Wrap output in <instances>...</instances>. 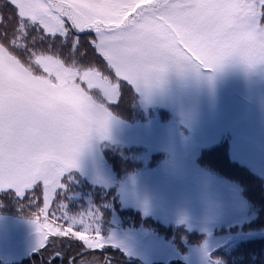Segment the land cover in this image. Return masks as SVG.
Returning <instances> with one entry per match:
<instances>
[{
  "label": "snow or ice",
  "instance_id": "obj_1",
  "mask_svg": "<svg viewBox=\"0 0 264 264\" xmlns=\"http://www.w3.org/2000/svg\"><path fill=\"white\" fill-rule=\"evenodd\" d=\"M229 62L264 65V0H0V194L38 207L49 264H111L99 211L50 204L107 138L122 85L146 100L169 72L211 81Z\"/></svg>",
  "mask_w": 264,
  "mask_h": 264
},
{
  "label": "rangeland",
  "instance_id": "obj_2",
  "mask_svg": "<svg viewBox=\"0 0 264 264\" xmlns=\"http://www.w3.org/2000/svg\"><path fill=\"white\" fill-rule=\"evenodd\" d=\"M211 75L209 81L192 73L169 72L151 90L148 99L136 94L146 118L149 109H156V116L132 126L128 120L115 116L107 138L92 140L80 154L77 167L71 170L93 186L105 191L114 189L120 208L131 209L129 215L125 214V227L117 225L113 217L109 221L112 225L107 226L110 231L103 234L112 237L114 248L141 264H172L178 260L209 264L207 254L226 248L232 241L264 244V229L250 227V233L242 226L253 216L245 214L248 207L242 192L239 193L241 188H235L229 177L222 186L217 184L194 161L200 157L202 163L223 176L232 173L233 167L228 165L232 161L240 169L250 170L248 185L264 191V65L248 69L229 62L222 71ZM125 87L135 96L134 90L126 84ZM103 141L142 147L146 152L144 162L156 165L140 176L117 182L100 154ZM217 144L222 146L216 149ZM203 148L215 149L199 156ZM225 148L227 157H223ZM212 152V158L205 157ZM88 200L84 203L87 211L95 210ZM149 220L159 225L160 233L167 238L165 230L185 229H178L176 234H180L175 236L174 243L152 231ZM40 221L43 223L44 219ZM184 231L196 232L198 237L184 236ZM200 236H205L204 240ZM252 247L253 243L248 248ZM38 248L33 224L0 217L1 262L12 264L21 260L20 264H28L23 259ZM247 253L245 250L239 264H250L245 258Z\"/></svg>",
  "mask_w": 264,
  "mask_h": 264
},
{
  "label": "trees",
  "instance_id": "obj_3",
  "mask_svg": "<svg viewBox=\"0 0 264 264\" xmlns=\"http://www.w3.org/2000/svg\"><path fill=\"white\" fill-rule=\"evenodd\" d=\"M122 89L123 99L119 105L111 106L114 109H110L114 111L116 117L121 118L124 121L128 120L132 126L144 124L147 119L151 120L156 116V109H149L146 112L148 114L146 118L144 110L140 107L139 99L136 96L134 98V94L129 91L125 85H122ZM159 111L160 110H158V112ZM168 120L170 121L172 118L169 117ZM221 146L222 144H217L214 147L219 149ZM215 148H203L200 150L199 156ZM99 151L106 164L111 168L115 178H117V182H121L125 178L133 175L140 176L151 170L153 166L156 165L155 162L152 166H150L151 163L148 164L147 162H144L146 152L142 147H123L119 144L103 141L100 144ZM212 156L213 152L209 155H205L206 158H212ZM223 157H227L226 148L223 152ZM194 161L202 168V170L204 169L210 173L211 177L217 182V184L222 186L224 182L226 183L228 180L227 177H229L230 183H232L235 188H241V190L239 189V193L242 192L241 196L246 199V205L248 207V211L245 214L253 216L250 221L245 222L242 225L246 228V232L253 233V230L260 231L264 229V191H258L256 187L248 185V182L252 177V173L249 169H240L237 164L234 165V162L230 161L228 165H232V173H228L224 175V177L218 170L202 163L200 161V157ZM214 162L217 163L218 161ZM157 164H159V162ZM70 175L71 179L67 181V188L60 197L56 196L53 198V202L50 204V210L55 211L56 215H61V212L58 210V204L62 199L66 205V210L70 214L83 213L87 211V206H85L84 203L89 199L88 201L91 207H93L96 211H99L101 214L100 221L102 222V225L100 226V230L102 233H108L110 231L107 229V226L112 225L109 221L111 219L113 220V217L117 220V225H120L122 228L125 227L124 223L127 219L125 214L129 215L131 209L120 208L114 189H110L108 192L100 187L91 185L85 178L79 176L76 172H70ZM90 200H93L94 202H91ZM106 205H108V207H106ZM39 206H42V203ZM33 212H38V207H23L15 197L8 194H0V217H12L23 221H29V216ZM41 219H43V217H40V220ZM50 219L51 216H49V220ZM59 223H61V221H59ZM141 223L143 224V222ZM147 224H149L148 227L152 231L156 232L157 235L163 237L164 239L171 240L174 243H176L175 236L180 234V232L176 234L178 229L179 231L185 229L184 227H179L173 232L171 229L165 230V234H168L167 238L164 234L160 233L161 227L159 225L153 224L150 220ZM181 234L184 236L191 234L194 238V234H196L198 237L196 232L187 233L184 231ZM204 238L205 236H200V240H204ZM252 243L253 247L248 248ZM65 246L67 247V245ZM245 250L248 251L245 258L250 260V264H264V244L253 242L252 240L250 242L235 240L224 249L216 251L211 250L207 254V260L209 264H239V262L244 258L242 254ZM76 251H78V249L71 250L73 253ZM39 252V255L34 257L35 264H49L48 254L43 253L41 250H39ZM95 255L101 259L110 261L111 264H135L133 262H137L136 260L128 258L119 249L114 247H107L103 252H97ZM53 264H60V261H54ZM172 264L186 263L178 260Z\"/></svg>",
  "mask_w": 264,
  "mask_h": 264
},
{
  "label": "flooded vegetation",
  "instance_id": "obj_4",
  "mask_svg": "<svg viewBox=\"0 0 264 264\" xmlns=\"http://www.w3.org/2000/svg\"><path fill=\"white\" fill-rule=\"evenodd\" d=\"M32 252H34V250H32L31 253H32ZM38 255H39V253H38L36 256H38ZM28 256H29V255H28ZM28 259H29V261H28ZM26 260L28 261V264H35V261H34L33 255L27 257ZM16 264H18V263H16Z\"/></svg>",
  "mask_w": 264,
  "mask_h": 264
},
{
  "label": "bare ground",
  "instance_id": "obj_5",
  "mask_svg": "<svg viewBox=\"0 0 264 264\" xmlns=\"http://www.w3.org/2000/svg\"><path fill=\"white\" fill-rule=\"evenodd\" d=\"M133 263L137 264L136 262H133Z\"/></svg>",
  "mask_w": 264,
  "mask_h": 264
}]
</instances>
